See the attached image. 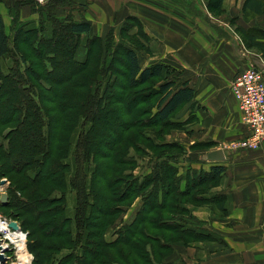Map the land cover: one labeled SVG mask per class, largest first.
Here are the masks:
<instances>
[{
  "label": "trees",
  "instance_id": "1",
  "mask_svg": "<svg viewBox=\"0 0 264 264\" xmlns=\"http://www.w3.org/2000/svg\"><path fill=\"white\" fill-rule=\"evenodd\" d=\"M56 1L65 0H48L43 2L45 3L44 5H38L37 0H31L24 4L19 3L21 9L28 5L34 6V14L44 12L47 15V26L44 24V20L39 18L41 20L39 26L33 25L29 31L26 30V25L25 27L22 26L23 23H20L21 26L19 27L20 24L16 23L17 19L12 17L14 25L18 27V32L21 34L23 31L24 38H26L25 41L21 38L22 44L29 42L30 45V51L22 54L25 73L42 86L45 84V80H43L41 72L36 70L37 68L43 69L47 74V83L71 85L80 82L93 100L100 101V104L96 107L95 102H92L91 109L86 110V114L83 117L86 128L77 142V151L71 156L70 149L73 140L70 137L72 130H69V126L72 124L73 119L67 113L69 101L66 100H75L78 97L68 98V95H61V92L57 90V93L54 91L49 92L50 94H47V98H42L43 95L34 86L31 89L35 91L24 93L18 89L23 77L17 75V72L4 74L3 71H0V163H2L0 177L10 176V178L15 179L18 176H23L28 180L27 182L32 183L31 186L25 188L26 190L32 187L41 189L42 184L51 183L62 190L68 187L76 191L77 202L74 219L58 218V220L50 222V224L41 223L42 217H45V212L48 210L46 205L47 197H44L47 194L46 188L41 189L44 191V195L39 196L37 201H32L33 198L31 196H28L26 202H21V199L16 201V207H19L22 212L31 215L23 221L25 226L21 225L24 230L27 229L28 224H35L36 230L43 234L44 239L51 242L58 239L56 244L51 242L45 244L43 240L39 239L34 245L29 247L30 252L35 256L34 264H56L57 261H59L58 264H69L71 262H73L72 264H91L90 262H93V260L102 258L106 262H115V257H111L108 252H103L107 247L116 248L122 244L128 247L129 250L136 249L140 253L145 252L143 244L139 245L133 242L131 238L134 235L148 238L145 233L139 234L137 228L138 224L145 219L151 204L155 202H151V204L147 202L142 210L138 211L135 220L132 222V226H135L130 229V233L124 234L125 229L119 232L116 242L99 240L91 231L96 228L98 217L103 218L109 214V211L102 207V204H105L108 199L105 198L103 200L101 207L94 203L98 196L88 194L90 191L85 187L88 173L92 174L93 179L100 185H102L104 178L109 179L113 166L110 164H115V157L118 155V151H115V148L120 141L121 143L125 141L127 133L134 126H137L138 123L140 124L142 120L139 119V116H153L152 118L163 123V126H165L163 129L186 130L185 123L176 122L173 116L183 105L194 100L195 91L189 88L187 84H179L176 78V71L170 66L157 63L143 68L136 50V44L130 46L121 43L119 47L117 45L118 49L122 51L124 49V56L121 60L122 68L125 69L124 72L116 68L115 62L119 58L113 56L116 49L112 51L113 48L111 49V46L106 55L100 59V50L97 49L95 51L94 48L97 39H101V37L92 33L90 23L75 18L74 12L78 11L77 5L72 9L70 17L59 18L58 13L60 10H57L59 6ZM221 2L222 0H209L208 10L212 14L217 15V12L220 11ZM55 5L57 8H55ZM248 7L247 0L244 9ZM140 22L137 17H127L120 32L123 38L124 36H129L130 32H132L131 24H139ZM29 23L26 24L28 25ZM83 36L91 40L86 41L85 45L81 46L80 43ZM142 37L146 42L150 41L146 32L143 33ZM141 47L146 53H152L145 45ZM11 50V39L6 31L4 19L0 15V60L7 58ZM97 54H99L100 64L97 62ZM29 55L33 56V63L27 62L26 59ZM121 73L125 75L124 83H120L118 76H116ZM171 76H175L176 79L171 80ZM153 82L162 83L158 88H155L153 87ZM52 87L49 89L51 90ZM152 88L157 90L154 92ZM147 92L148 94H145ZM153 94L158 97L157 111L154 114H149L151 109H148L147 112L143 110L142 113H139L141 106L152 104ZM59 101L65 102V105L57 104ZM42 102L51 103L53 109L50 110L42 106ZM55 112H57V116L52 115ZM31 126L35 129L34 132L39 140L38 144L33 141L26 143L24 138H21L25 129ZM4 127L8 128L5 132H2ZM59 132H61L60 135L58 134ZM19 140L21 141L20 144ZM27 151L30 152L31 158L29 160H21L20 155L27 154ZM71 157H73L72 164L69 161ZM101 160L109 161V164L106 163L108 169L101 165L103 163ZM122 164L123 160H117L115 165L119 166ZM96 166H99L100 169L96 168ZM164 170V178H170L169 167L164 168ZM222 173V167H213L209 172H204V174L195 173V179L198 181L202 179L204 182L212 183L220 178L222 179ZM66 183H69V186ZM126 187L127 190H123L122 195L119 197L115 195V199H112H128L130 191L133 193V191L141 190L143 186L134 188L135 185L132 186L130 184ZM92 188L98 190L99 187L94 186ZM183 193H189V191L186 190ZM198 197V199L210 200L203 196ZM11 203L10 195L9 204ZM106 207L108 208L109 205ZM0 210L3 212L5 210L2 204L0 205ZM22 212L17 214L14 212L8 213V216L20 221L19 217L22 216ZM63 213L62 209H58L54 215L62 217ZM70 221L71 223L74 222L76 226V229L73 230L76 240L71 238L72 233L66 227ZM57 222H60V225ZM170 223L172 222H163V224H157V227L160 230L173 231V226L171 229L168 228ZM49 227L54 230L44 232ZM29 234L32 235V233ZM184 234L189 237L193 235L199 238L213 237L208 232H199L192 227L184 230ZM157 238V236H152L147 240L154 242ZM59 243L63 245L76 243L75 247L79 251V256L68 254L62 260L56 259L54 253L61 251ZM166 246L167 244L164 242L163 249ZM150 253L154 255L152 250ZM117 254V259L127 260L128 254L123 255L119 251H117Z\"/></svg>",
  "mask_w": 264,
  "mask_h": 264
},
{
  "label": "rangeland",
  "instance_id": "2",
  "mask_svg": "<svg viewBox=\"0 0 264 264\" xmlns=\"http://www.w3.org/2000/svg\"><path fill=\"white\" fill-rule=\"evenodd\" d=\"M1 1L5 2L9 7V13L7 15L5 4ZM30 1L31 0H0V14L3 15V17L5 16L6 31L10 36L12 49L10 55L7 58L0 60V71H3L4 74H7L8 72H17V75L23 77V79L21 80L22 83L18 85V89L20 91H23L24 93L35 91L31 89L32 86H34L37 87L36 90H39L43 95L42 98H47V94H50L49 92L54 91L57 93V90L61 92V95H68V98H73L74 96L78 97V99L75 100H66L69 101V104L67 105V113L73 119L72 124L69 126V130H72L70 137L73 140V143H71L70 153L71 156H73L78 149L76 148V146L81 133L85 131L86 128L83 120V117L86 114V110L91 109L92 102H95L97 107L98 104H100V101L93 100L92 96L88 94L87 90L81 85L82 83L80 84V82L71 85H54L52 82L47 83V74L43 71V69L37 68L36 70L38 72H41V75H43L42 78L43 80H45V84H43L42 86L41 84H38L34 79H31L27 73H25L22 54L28 53L30 51V45L29 42L26 43L27 45L25 43L22 44L21 38L24 41L26 40V38H24L23 31L21 32V34L18 32V27H16L17 25H14L12 17H15L17 19V24L23 23L22 26L24 27L26 25V30L29 31L32 29L33 25H35L36 27L39 26V23L41 22L40 19L44 20V24L47 26V15L44 12H39L40 14H34L33 9H35V7L29 5L24 6L22 9L20 8V4H24ZM37 1L38 5L45 4L43 2H40L39 0ZM85 1L91 2L95 0ZM116 1L121 2L123 0ZM139 1L145 2V0ZM176 1H178V3H180L184 7H191V4H194V1L192 0ZM78 2H80V0L56 1V4L59 6V8H57L56 5L55 8H57V10H60L58 13V17H70L72 9L74 8V6L78 5ZM24 8H26L27 12H32V14H29L28 18L23 17L22 12ZM33 14L34 16H32ZM75 18L78 20L80 18V15L75 14ZM26 23L29 24L27 25ZM140 23L139 24L141 27L139 26V24H131L132 32H130L129 36H124V38L122 33L120 35L121 30L116 32V29L113 27L104 30L102 32L101 39H97L94 48L95 51L97 49L100 50V59H102L106 55L109 47L111 46V49L113 48L112 51L116 49V51L113 53V56H117L119 58V60L115 62L116 68L124 72L125 69L122 68L121 62L124 56V49L123 51L121 49H118L119 45L121 43H124V45L130 46L136 44V50L138 51L142 64H144V62L146 63V61L148 60H150V62H152L151 60H153V62L159 61L158 56L159 54H161L158 47L159 39L150 37L143 23ZM20 26L21 24L19 25V27ZM101 31L102 30H95L94 34L98 36L101 34ZM144 32L147 33L150 41L146 42V40L142 37ZM90 40V38L83 36L80 45H85L86 41ZM139 44L141 45L139 46ZM142 45H145L152 52L151 55H149V52L147 54L142 50ZM100 59L99 54H97L98 64H100ZM26 60L29 63H33L34 59L32 55H29ZM116 76H118V81L120 83H124L125 75L123 73ZM170 79L173 80L176 78L175 76H171ZM161 83L153 82V87L158 88ZM51 86L53 87L50 90L49 88ZM156 90L157 89H154L153 91L155 92ZM145 94H148V92ZM157 98L158 97L153 94L152 104L149 106H141L138 112L142 113L143 110L147 112L148 109H151V113L149 114H154L157 111ZM60 103L62 105H65V102H57V104ZM42 106L50 110L53 109V105L51 103L42 102ZM178 112L173 116L174 120H176ZM52 115L57 116V112ZM139 117L138 118L142 120L140 121V124L138 123L137 126H134L127 133L125 141L123 143H121L120 141L115 148V151H118V155L115 157V164L117 160H123V164L116 166L115 164L111 163L110 165L113 166L112 171H110V177L108 180L107 178H104V180L102 181V185L96 183L95 179H93V175L88 173L85 187H87V190L90 191L88 192V194L98 196V199L94 203H96L99 207H101V204L103 203V200L105 198L108 199L105 204H102V207L105 210H108L109 214H107L106 217L103 218L98 217V220L96 222L97 226L91 231L95 236H97L99 240L102 239L105 242H116L118 233L123 231L124 229V234L127 235V233H130V229L135 226H132V222L135 220L138 211H141L143 206H145L147 202H149L150 204L151 202H155L154 204H151L149 211L145 215V219L138 224L137 228L139 234L145 233L148 238L141 235H134L131 238L133 242L138 243L139 245L143 244L145 252L140 253L136 249L129 250L128 247H125V245L121 244L116 248L107 247L106 249L104 248L105 250H103V252H108L111 257H115V262H106L102 258L100 260H93V262L90 263L202 264V261L207 257L205 246L209 245L212 242H218L222 240V237L217 235L215 233L216 231L211 227V223L212 221L224 220L228 216L227 212L230 206L228 205L230 203L229 197L225 196L221 198V195H219V191H221L224 180L220 178L219 180H216L212 183L204 182L202 181V179H200L199 181L196 180L195 173L204 174V172H209L204 169V162H202L203 155L197 153V151L201 149L197 148L198 146L192 145L189 142L185 141V138L181 139L179 134L174 135V133H176V130L174 128L163 129L165 127L163 126V123H160L156 119L152 118L153 116L150 117V115H147ZM7 128L8 127L2 128V132H5ZM34 130L35 129L33 128V126L25 129V131L21 135V138H24V142L30 143L33 141L34 143H39ZM58 134L60 135L61 132H59ZM20 143L21 141L19 140V144ZM258 151L248 150L247 153ZM20 157L21 160H29L31 158V154L29 151H27V154L20 155ZM72 158L73 157L69 158L71 164L73 161ZM101 162H103L101 163V165L105 166L106 169H108L107 164H109V161L101 160ZM1 166L2 163H0V167ZM166 167H169L170 169V178H164V168L166 169ZM96 168H99V166H96ZM27 181L28 180L23 176H18L15 179L10 178V176L0 177V186H5V188L3 187L4 194H7L9 198L8 205L6 207L2 205L5 210L4 212L1 210V212H3L6 216H8V213H21L22 210L19 207L15 206L16 201H19V199H21V202H26L28 196H31V198H33L32 201H37L39 196L44 195V191L41 189L46 188L47 194L44 197H47L46 205L48 207V210L45 212V217H42L41 223L50 224V222L63 217L74 219L75 207L77 202L76 191L68 187L67 189L62 190L58 187H55L51 183L42 184L41 189L39 187H32L26 190L25 188L31 186L32 184ZM66 184L69 186V183ZM130 184H132V186L135 185L134 188H138L139 186L143 187L141 188V190L133 191V193L130 191L128 199H112H115V195H118V197L122 195V191L127 190L126 186ZM94 186H98V190L93 189L92 187ZM22 188L24 189L22 190ZM186 190H188L189 193H183ZM10 195L12 202L11 204H9ZM198 196H203L204 198H208L210 200L198 199ZM106 204L109 205L108 208L106 207L108 206ZM58 209H62L64 211L62 217H57L56 215H54V213L57 212ZM110 213L114 214L111 215ZM28 216L31 215L22 212V216L19 217V222L20 224L22 223L21 225H23V227L25 226L23 224V221ZM170 221L172 223L168 225V228L171 229V227L173 226V231H164L158 229L159 227H157V224H163V222ZM57 224L60 225V222H57ZM66 227L72 233L71 238H73V240H76L75 234L73 233V230L76 229L75 223H71L70 221ZM190 227L194 228V230L196 229L199 232H208L212 234L213 237L199 238L195 237L194 235L192 237H189L184 234V230H187ZM36 229L37 228L35 224H28L27 229H23L25 232L29 231L28 234L32 233V235H28V248L34 245L35 242L39 239L43 240L45 244L51 242L44 239L43 234L41 232H38ZM47 230L54 229L52 227H49L44 232H47ZM152 236H157L158 238L154 242L147 240ZM57 242L58 239L51 243L56 244ZM164 242L165 244H167V246L163 249ZM58 245L61 251L59 253H54L56 259L62 260V258L64 259V257L68 254L79 256V251L77 247H75L76 243L73 245H63L59 243ZM130 247L132 246L130 245ZM151 250L154 255L150 253ZM117 251H119L123 255L128 254V257H126L127 260L123 261L117 259ZM58 262L59 261H57L56 264H58ZM72 263L73 262L69 264Z\"/></svg>",
  "mask_w": 264,
  "mask_h": 264
},
{
  "label": "crops",
  "instance_id": "3",
  "mask_svg": "<svg viewBox=\"0 0 264 264\" xmlns=\"http://www.w3.org/2000/svg\"><path fill=\"white\" fill-rule=\"evenodd\" d=\"M192 1L184 7L176 0H80L74 13L91 24L93 34L102 30L100 37L110 27L120 31L134 16L159 39V61L140 60L141 66H170L177 82L195 91L194 100L177 111L175 121L185 123L186 130L174 135L201 149L204 169L223 168L219 195L230 202L228 216L211 223L222 240L205 246L202 264H264V144L250 153L233 147L246 135L232 92L240 73L264 72V0H248L247 9V0H222L217 15L208 10L209 0ZM1 2L7 15L9 7ZM22 13L32 14L26 8ZM215 150L224 152V161L203 159Z\"/></svg>",
  "mask_w": 264,
  "mask_h": 264
},
{
  "label": "built area",
  "instance_id": "4",
  "mask_svg": "<svg viewBox=\"0 0 264 264\" xmlns=\"http://www.w3.org/2000/svg\"><path fill=\"white\" fill-rule=\"evenodd\" d=\"M232 92L238 102L246 135L233 147L258 151L264 144V72L249 68L240 73L233 81ZM3 187L0 186V205ZM12 222L17 224V229L11 227ZM0 224L7 225L0 229V264H34L35 257L28 248L29 234L20 222L0 210Z\"/></svg>",
  "mask_w": 264,
  "mask_h": 264
},
{
  "label": "water",
  "instance_id": "5",
  "mask_svg": "<svg viewBox=\"0 0 264 264\" xmlns=\"http://www.w3.org/2000/svg\"><path fill=\"white\" fill-rule=\"evenodd\" d=\"M39 1L40 2H46L48 0H39ZM203 159L208 160V161H224L225 155H224V152L222 150H215L213 152H209L207 155L204 156ZM8 199H9L8 195L3 194L2 198H1V204L6 207L8 205ZM11 227L14 229H17V224L15 222H12Z\"/></svg>",
  "mask_w": 264,
  "mask_h": 264
},
{
  "label": "clouds",
  "instance_id": "6",
  "mask_svg": "<svg viewBox=\"0 0 264 264\" xmlns=\"http://www.w3.org/2000/svg\"><path fill=\"white\" fill-rule=\"evenodd\" d=\"M6 227H7V225L0 224V229L6 228Z\"/></svg>",
  "mask_w": 264,
  "mask_h": 264
},
{
  "label": "bare ground",
  "instance_id": "7",
  "mask_svg": "<svg viewBox=\"0 0 264 264\" xmlns=\"http://www.w3.org/2000/svg\"><path fill=\"white\" fill-rule=\"evenodd\" d=\"M18 242V241H17ZM21 253V252H20Z\"/></svg>",
  "mask_w": 264,
  "mask_h": 264
}]
</instances>
